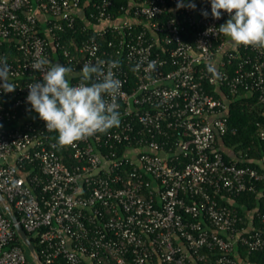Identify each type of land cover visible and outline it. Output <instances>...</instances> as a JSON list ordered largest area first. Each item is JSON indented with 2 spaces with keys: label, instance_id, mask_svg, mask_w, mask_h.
Instances as JSON below:
<instances>
[{
  "label": "built area",
  "instance_id": "2783aa9c",
  "mask_svg": "<svg viewBox=\"0 0 264 264\" xmlns=\"http://www.w3.org/2000/svg\"><path fill=\"white\" fill-rule=\"evenodd\" d=\"M127 1L114 13L113 0H0V57L16 86L0 87V194L42 264H257L264 202L240 213L231 201L264 182V158L261 170L237 166L219 141L237 97L255 98L264 141V49L222 34L230 17L214 19L209 0ZM66 32L88 36L70 49ZM44 57L72 67V84L83 64L120 59L121 125L61 148L26 100ZM0 264H28L2 208Z\"/></svg>",
  "mask_w": 264,
  "mask_h": 264
},
{
  "label": "clouds",
  "instance_id": "9594fccd",
  "mask_svg": "<svg viewBox=\"0 0 264 264\" xmlns=\"http://www.w3.org/2000/svg\"><path fill=\"white\" fill-rule=\"evenodd\" d=\"M209 2L214 19H221L222 13L230 17L219 26V31L230 37L236 46L264 49V0ZM185 6L192 10L196 8L191 2L177 4L178 8ZM202 15L207 18L208 13L202 12ZM120 66L118 58L85 63L79 72V83L72 84V67L53 64L46 57L36 59L31 65L34 72H43V78L27 85V103L45 122L48 131L58 133L57 143L61 148L75 146L97 134H107L121 125L118 97L122 94V83L114 71ZM140 67L138 63L132 71H138ZM10 70L7 58L0 57V87L5 93L16 89L9 81ZM156 70L157 62L149 61L145 71ZM207 70L213 78L218 77V69L211 63Z\"/></svg>",
  "mask_w": 264,
  "mask_h": 264
},
{
  "label": "trees",
  "instance_id": "16d2710c",
  "mask_svg": "<svg viewBox=\"0 0 264 264\" xmlns=\"http://www.w3.org/2000/svg\"><path fill=\"white\" fill-rule=\"evenodd\" d=\"M127 0H113L114 13L120 7L127 5ZM90 34V30L87 31ZM86 34L80 32H66L63 34L64 42L68 48L71 43H78L84 39ZM228 131L222 136L221 142L223 147L232 149L239 160H236L237 166H249L257 170H261V161L264 158V141L258 137L259 125L262 123L261 111L256 104L255 98L237 97L231 101L228 110ZM225 160L230 158L224 155ZM224 204V201H220ZM264 202V182L256 184L255 192H245L235 197L231 201V205L237 206L240 213L243 208L254 211L261 207ZM241 257L245 256V252L238 250ZM209 260L207 264H213L215 256L208 254ZM261 252L252 253L248 256V260L257 264H264Z\"/></svg>",
  "mask_w": 264,
  "mask_h": 264
},
{
  "label": "water",
  "instance_id": "95a60500",
  "mask_svg": "<svg viewBox=\"0 0 264 264\" xmlns=\"http://www.w3.org/2000/svg\"><path fill=\"white\" fill-rule=\"evenodd\" d=\"M0 208L4 210L5 215L10 219V221L14 225L16 235L20 240V242L22 243L23 247H25L30 252L31 257L34 259L36 264H42L37 257V254L35 252V249L31 241L29 240L26 233L23 231L21 225L18 223L16 217L14 216L11 208L9 207L8 203L5 201V199L2 197L1 194H0Z\"/></svg>",
  "mask_w": 264,
  "mask_h": 264
},
{
  "label": "crops",
  "instance_id": "0c3cea01",
  "mask_svg": "<svg viewBox=\"0 0 264 264\" xmlns=\"http://www.w3.org/2000/svg\"><path fill=\"white\" fill-rule=\"evenodd\" d=\"M219 145H220L221 149L223 150V152L225 153L226 156H228L231 159H234L235 157H237L232 149H228V148L223 147L221 141H219Z\"/></svg>",
  "mask_w": 264,
  "mask_h": 264
},
{
  "label": "rangeland",
  "instance_id": "374dc122",
  "mask_svg": "<svg viewBox=\"0 0 264 264\" xmlns=\"http://www.w3.org/2000/svg\"><path fill=\"white\" fill-rule=\"evenodd\" d=\"M23 251H24L28 264H36L34 259L31 257L30 252L25 247H23Z\"/></svg>",
  "mask_w": 264,
  "mask_h": 264
}]
</instances>
